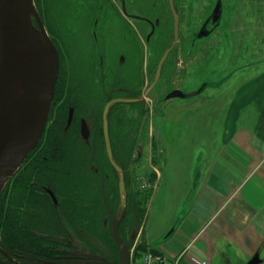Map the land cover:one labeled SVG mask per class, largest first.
<instances>
[{"label":"rangeland","instance_id":"rangeland-1","mask_svg":"<svg viewBox=\"0 0 264 264\" xmlns=\"http://www.w3.org/2000/svg\"><path fill=\"white\" fill-rule=\"evenodd\" d=\"M221 1L217 26L198 39L196 33L216 0H174L180 14L179 40L164 62L156 86L143 96L171 39L172 18L166 0H127L139 11L140 23L124 19L120 0H33L59 54L46 125L64 114V126L71 128L68 137H62L61 146L57 148V142L52 141L49 155L50 167L57 169L56 182L71 188L67 199L73 203L74 214L71 210L65 215L57 213L63 224L58 239L73 252L76 262L117 264L113 242L108 243L104 235L93 236L85 221L99 216L102 226L98 234H105L119 205V173L110 171L101 131L102 109L109 99L138 95L130 100L142 101L113 104L107 115L113 158L125 181L126 203L118 232L129 250L139 244L147 247V241L158 248L178 222L183 190L194 177L196 166L210 158L215 149L211 146H217L235 92L247 83L254 90L241 117L264 101V0ZM101 39L110 42L112 52L110 63L104 55L103 68L97 56L102 51ZM202 85L194 96L165 99L172 89L189 92ZM69 109H73L71 117ZM23 168L24 162L7 181V193L12 197L21 187ZM52 201L57 204L58 200L54 197ZM81 202L85 206L77 212L76 204ZM137 203L149 209L142 220ZM32 212L43 218L41 211ZM0 249L6 252L1 245ZM6 253L0 251L18 263Z\"/></svg>","mask_w":264,"mask_h":264},{"label":"crops","instance_id":"crops-1","mask_svg":"<svg viewBox=\"0 0 264 264\" xmlns=\"http://www.w3.org/2000/svg\"><path fill=\"white\" fill-rule=\"evenodd\" d=\"M249 86L229 101L217 146L183 190L178 222L158 248H147L170 257L186 249L209 264H243L258 250L264 260V101L239 116L253 100Z\"/></svg>","mask_w":264,"mask_h":264},{"label":"water","instance_id":"water-1","mask_svg":"<svg viewBox=\"0 0 264 264\" xmlns=\"http://www.w3.org/2000/svg\"><path fill=\"white\" fill-rule=\"evenodd\" d=\"M167 1L173 17L172 37L157 63L151 82L142 93L143 96L148 95L157 83L163 62L178 41V13L174 1ZM220 14L221 0H218L213 9L212 21H217ZM207 34L208 32L200 29L197 36L202 37ZM58 69L57 48L48 35L33 0H0V193L7 181L23 164L44 131ZM203 87L202 85L189 92L175 88L166 94L165 99L188 98L199 94ZM128 101L133 100L110 99L102 110V132L106 155L110 165L119 173V205L109 226V234L117 251V264H128L129 260L128 246L118 232L126 194L122 170L112 156L107 115L113 104ZM71 114L70 110L69 117ZM81 130H84L83 125ZM0 251L7 256L6 252L1 249ZM263 261L258 250L243 264H261ZM46 264L104 263L74 261Z\"/></svg>","mask_w":264,"mask_h":264},{"label":"trees","instance_id":"trees-1","mask_svg":"<svg viewBox=\"0 0 264 264\" xmlns=\"http://www.w3.org/2000/svg\"><path fill=\"white\" fill-rule=\"evenodd\" d=\"M63 118L62 114L48 123L41 139L29 152L28 159H25L24 168L21 171L22 178L19 179L21 187L17 196L8 195L9 182L5 184L0 193V245L11 258L18 261V263H14L0 254V264H46L47 262H74L76 260L73 252L61 245L58 239L59 231H63V224H61L57 213L61 212L65 215L70 210L73 213L74 210L72 201L67 199V195L71 194V188L56 182L55 171L57 172V169L53 170L50 167L52 157L50 159L49 150L52 141L57 142L58 148L62 145V137H68L70 134V126L66 129L63 128ZM110 171L114 173L112 169ZM31 179L33 183H30ZM43 183L54 186H49V188L53 196L57 198V204L53 203L52 199L39 189L37 184ZM82 204V202L76 204L77 212H80L81 208L85 206ZM87 205L91 206L89 202ZM95 209L93 214L97 211V208ZM32 211H41L43 218ZM137 211L139 220H142L146 209L137 203ZM85 221L93 236L101 237L102 235L103 237L104 235L107 238L106 241L112 244L108 230L105 231V234L102 232L98 234L99 227L102 226L99 216H92ZM146 249L144 244H139L136 247V251ZM103 263L115 264L104 261Z\"/></svg>","mask_w":264,"mask_h":264},{"label":"flooded vegetation","instance_id":"flooded-vegetation-1","mask_svg":"<svg viewBox=\"0 0 264 264\" xmlns=\"http://www.w3.org/2000/svg\"><path fill=\"white\" fill-rule=\"evenodd\" d=\"M167 1V0H166ZM174 1V0H173ZM217 1L218 0H216V3H217ZM215 3V4H216ZM167 4H168V1H167ZM174 5H175V3H174ZM134 6V5H133ZM214 7H215V5H214ZM168 8H169V6H168ZM175 8H176V6H175ZM176 10H177V8H176ZM169 11H170V9H169ZM120 12L122 13V15H123V17H124V19L125 20H127L128 22H130L131 23V21H134L135 23H140L141 22V16H140V13H139V11L138 10H136V8H131L130 7V5L127 3V0H120ZM177 13H178V24H179V22H180V14H179V11L177 10ZM212 13H213V11H212ZM212 13L207 17V18H205L204 19V21H203V23H202V25L200 26V29H203L205 32H208V34H209V32L214 28V27H216L217 26V24H218V22H219V20H220V18H221V15H222V1H221V14H220V17H219V19L217 20V21H215V22H213L212 21ZM170 14H171V12H170ZM171 18H172V26H173V17H172V14H171ZM95 24H97V20L95 21ZM199 29V30H200ZM198 33H199V31L196 33V38H202V37H206V36H202V37H198L197 35H198ZM95 35H97V33L95 34ZM132 36H133V41H135V43L134 44H136V31H133L132 32ZM98 37V36H97ZM131 37V36H130ZM171 37H172V32H171ZM171 40V39H170ZM178 40H179V37H178ZM54 42V41H53ZM170 43V42H169ZM177 43H178V41H177ZM177 43H176V45H177ZM54 44H55V46H56V48H57V44L54 42ZM98 44L100 45L101 44V47H102V51H99V52H97V56H98V59H100V62L98 63V65H99V67H104V64H105V62H106V60H105V57H104V55H106V57L108 56V58L110 59V56H111V51L109 52V50H111V45H110V42H109V45L107 44V41H103V39H101V41L99 42L98 41ZM175 45V46H176ZM168 46V45H167ZM166 46V47H167ZM103 47L105 48V52L103 51ZM165 47V48H166ZM164 48V49H165ZM175 48V47H174ZM173 48V49H174ZM99 49H100V47H99ZM107 49H108V51H107ZM172 49V50H173ZM172 50L170 51V53L172 52ZM164 51V50H163ZM163 51H162V53H163ZM57 52H58V48H57ZM162 53H161V55H162ZM170 53L168 54V56L170 55ZM161 55H160V57H161ZM58 56H59V54H58ZM168 56L166 57V59L168 58ZM160 57H159V59H160ZM109 59L107 60V62L108 63H110L111 62V59H110V61H109ZM159 59H158V61H159ZM166 59H165V61H166ZM121 60V55H120V57H119V61ZM158 61H157V63H158ZM164 61V62H165ZM164 62H163V65H164ZM157 63H156V66H157ZM162 68H163V66H162ZM155 70H156V67H155ZM155 70H154V73H155ZM161 73H162V69H161ZM153 76H154V74H153ZM160 76H161V74H160ZM58 77V76H57ZM153 78V77H152ZM160 78V77H159ZM159 80V79H158ZM151 82V81H150ZM149 82V83H150ZM158 82V81H157ZM148 83V84H149ZM147 84V85H148ZM157 84V83H156ZM156 84L154 85V87L156 86ZM147 87V86H146ZM145 87V88H146ZM153 87V88H154ZM55 88H56V84H55ZM152 88V89H153ZM145 90V89H144ZM143 90V91H144ZM55 91V90H54ZM152 91V90H151ZM143 93V92H142ZM149 94V93H148ZM54 95V94H53ZM134 97H138V95H133L132 96V98H130V99H134ZM111 99H113V98H111ZM110 100V99H109ZM108 100V101H109ZM140 102H142L141 100H133V101H128V102H117V103H115V104H118V103H120V104H135V103H140ZM104 107V106H103ZM103 110V109H102ZM69 111V113H70V109L68 110ZM72 111V113H73V109L71 110ZM63 116H64V114H63ZM108 121V120H107ZM64 124H66L65 122H63V125ZM69 126V125H68ZM68 126H63V128L64 129H66ZM81 127H82V125H81V123H80V126H79V128L81 129ZM101 131H102V122H101ZM108 133H109V124H108ZM102 137H103V132H102ZM109 138H110V134H109ZM103 143H104V139H103ZM110 145H111V139H110ZM104 147H105V143H104ZM111 151H112V156L114 157V153H113V150H112V147H111ZM105 154H106V149H105ZM106 159H107V162L109 163V161H108V158H107V155H106ZM113 159H115V158H113ZM116 162V161H115ZM117 163V162H116ZM118 164V163H117ZM109 166H110V169H112V171L113 172H116L114 169H113V167L110 165V163H109ZM121 168V167H120ZM124 176V175H123ZM20 178H22V177H20ZM32 183H33V180L31 181ZM38 185V187H39V189H41L44 193H46L51 199L53 198L52 197V195H53V193H52V191L50 190V188H48L45 184H37Z\"/></svg>","mask_w":264,"mask_h":264},{"label":"built area","instance_id":"built-area-1","mask_svg":"<svg viewBox=\"0 0 264 264\" xmlns=\"http://www.w3.org/2000/svg\"><path fill=\"white\" fill-rule=\"evenodd\" d=\"M209 264L202 258L189 256L186 249L181 250L175 256H168L159 250L147 248L144 251H136L135 245L129 250L128 264Z\"/></svg>","mask_w":264,"mask_h":264}]
</instances>
